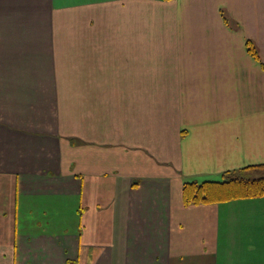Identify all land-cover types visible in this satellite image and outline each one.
I'll use <instances>...</instances> for the list:
<instances>
[{
    "label": "crops",
    "instance_id": "obj_1",
    "mask_svg": "<svg viewBox=\"0 0 264 264\" xmlns=\"http://www.w3.org/2000/svg\"><path fill=\"white\" fill-rule=\"evenodd\" d=\"M264 0H0V264H264ZM256 172V173H255Z\"/></svg>",
    "mask_w": 264,
    "mask_h": 264
},
{
    "label": "trees",
    "instance_id": "obj_2",
    "mask_svg": "<svg viewBox=\"0 0 264 264\" xmlns=\"http://www.w3.org/2000/svg\"><path fill=\"white\" fill-rule=\"evenodd\" d=\"M254 169L256 167L225 172L221 181L185 182L183 184L184 200L188 203H211L264 195V166L257 167V175L253 173Z\"/></svg>",
    "mask_w": 264,
    "mask_h": 264
},
{
    "label": "rangeland",
    "instance_id": "obj_3",
    "mask_svg": "<svg viewBox=\"0 0 264 264\" xmlns=\"http://www.w3.org/2000/svg\"><path fill=\"white\" fill-rule=\"evenodd\" d=\"M264 171V170H263ZM214 181H219V180H214ZM221 181V180H220ZM190 182H193V181H190ZM197 182H201V180L197 181Z\"/></svg>",
    "mask_w": 264,
    "mask_h": 264
}]
</instances>
